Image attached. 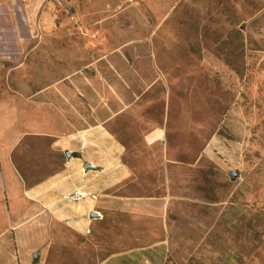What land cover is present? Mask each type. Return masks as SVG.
I'll list each match as a JSON object with an SVG mask.
<instances>
[{
  "label": "rangeland",
  "instance_id": "rangeland-1",
  "mask_svg": "<svg viewBox=\"0 0 264 264\" xmlns=\"http://www.w3.org/2000/svg\"><path fill=\"white\" fill-rule=\"evenodd\" d=\"M0 264H264V0H0Z\"/></svg>",
  "mask_w": 264,
  "mask_h": 264
},
{
  "label": "water",
  "instance_id": "water-1",
  "mask_svg": "<svg viewBox=\"0 0 264 264\" xmlns=\"http://www.w3.org/2000/svg\"><path fill=\"white\" fill-rule=\"evenodd\" d=\"M69 155H70V153H67V156H69ZM90 168H92V167H91L90 164H88V165H86L85 170H88V169H90ZM92 215H93V216H99L98 213H92Z\"/></svg>",
  "mask_w": 264,
  "mask_h": 264
},
{
  "label": "built area",
  "instance_id": "built-area-1",
  "mask_svg": "<svg viewBox=\"0 0 264 264\" xmlns=\"http://www.w3.org/2000/svg\"><path fill=\"white\" fill-rule=\"evenodd\" d=\"M80 197H81V194H79V193H73V195H72V199L80 198Z\"/></svg>",
  "mask_w": 264,
  "mask_h": 264
}]
</instances>
